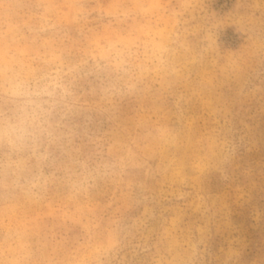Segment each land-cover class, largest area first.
Segmentation results:
<instances>
[{"label":"rangeland","instance_id":"1","mask_svg":"<svg viewBox=\"0 0 264 264\" xmlns=\"http://www.w3.org/2000/svg\"><path fill=\"white\" fill-rule=\"evenodd\" d=\"M0 264H264V0H0Z\"/></svg>","mask_w":264,"mask_h":264}]
</instances>
